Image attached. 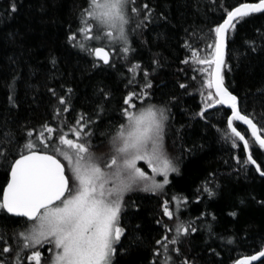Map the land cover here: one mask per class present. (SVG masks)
<instances>
[{
  "label": "trees",
  "instance_id": "trees-1",
  "mask_svg": "<svg viewBox=\"0 0 264 264\" xmlns=\"http://www.w3.org/2000/svg\"><path fill=\"white\" fill-rule=\"evenodd\" d=\"M255 1L137 0V6L147 3L154 9L152 20L144 21L145 28L136 29L142 17H135L128 25L129 45L134 51L124 58L122 53L119 57L111 53V63L105 65L80 46L84 35L77 29L87 0H0V132L10 129L18 145L31 139L36 149L43 150L37 137L45 124L75 139L70 129L83 115L94 122L85 130L95 133L92 142L98 145L93 149L96 153L106 148L116 128L126 123L123 100L131 92L139 93L144 103L134 100L137 108H129L130 112L148 105L169 110L163 148L178 173H169V184L155 192L130 191L125 195L122 224L126 234L117 247L131 246V250L126 255L117 254L115 264H161L169 256L177 264L183 258L192 264H232L238 257L264 247V204L259 203L264 201V178L254 165L241 167L233 159L237 156L244 161L246 153L242 142L238 141L239 148H232L236 138L227 127L229 109L222 105L208 109L207 121L197 115L205 106L208 91L202 87L204 76L199 71L206 65L196 63L197 57L192 55L194 51L199 57L207 55L200 51L205 48L203 34L222 21L221 4L233 8ZM12 3L18 8L15 13L10 10ZM73 33L75 44L68 39ZM246 40L255 42V52ZM185 60L188 63H182ZM225 62L224 84L238 97L240 110L251 114L258 126L264 124V14H253L237 25L226 47ZM135 64L140 68H133ZM145 72L152 85L146 90L147 96L141 93ZM9 83H14L15 106L8 101ZM49 89H54L55 95ZM101 89L108 94L107 99ZM59 97L67 103L61 105ZM65 107L69 111H63ZM234 126L251 142L245 125L234 121ZM30 130L33 135L27 137ZM5 150L11 155L0 157V197L8 181V166L21 148L0 147V151ZM59 158L66 164L63 157ZM253 158L264 167V150L258 145ZM158 181L162 184L163 177ZM209 181L212 196L204 191ZM165 201L172 219L164 215ZM178 208L180 222L185 226L190 223L197 231L179 236L180 243L169 244L166 251L156 240L176 235ZM230 212L237 215L233 217ZM19 219L0 213V225L7 226L9 241L17 227L14 221ZM165 226L172 231H166ZM48 247L41 249L42 254ZM173 248H179L181 255L177 256ZM14 254H6L7 264H12ZM251 264H264V257Z\"/></svg>",
  "mask_w": 264,
  "mask_h": 264
},
{
  "label": "snow or ice",
  "instance_id": "snow-or-ice-1",
  "mask_svg": "<svg viewBox=\"0 0 264 264\" xmlns=\"http://www.w3.org/2000/svg\"><path fill=\"white\" fill-rule=\"evenodd\" d=\"M220 7L223 9L222 22L203 34L205 48L200 51L207 55L199 57L196 51L192 53L197 57L196 63L206 65L199 71L204 76L202 87L208 91L205 106L197 115L207 121L208 109L216 105H226L231 110V115L227 117V127L236 138L232 142V148H239L238 141L243 142V151L246 153L244 161L237 156L233 159L241 167L254 165L255 171L264 178V167L253 158L257 145L259 150H264V124L258 126L251 114L242 113L238 97L225 87L222 74V67H228L224 55L230 37H234L237 25L246 18L256 13L264 14V0L241 3L233 8L224 4ZM10 10L12 13L18 11L15 3L11 4ZM153 15V8L147 3L137 6V0H87V5L81 9L77 33L84 35L89 41H96L99 46L89 48L83 43L80 46L103 64L110 65L111 53L105 50L106 47L115 48L119 44V52L123 54L121 58L127 56L134 51L129 45L127 26L135 17H142L136 29H143L147 26L144 21L150 22ZM161 19L166 18L161 16ZM68 39L75 44L76 33ZM245 44L251 51L257 50L254 41L246 40ZM51 62L55 64L56 61L52 59ZM182 63H188V60ZM96 66L94 61L93 67ZM133 68L139 69L140 65L135 64ZM133 68H129V71ZM228 70L231 71V68ZM147 75L145 72V83L141 88V93L145 96L149 95L146 90L152 87L147 81ZM180 87L186 88V85L181 84ZM7 88L9 104L15 106L12 94L14 83H9ZM49 91L55 95L54 89ZM101 92L103 93L102 89ZM103 94L107 99L108 94ZM201 95L204 93L201 92ZM134 100L144 103L141 95L136 92H131L124 98L123 103L127 107L122 109V113L126 123H121L111 136L109 147L112 155L103 163L102 156H97L93 150L98 147L92 142L95 133L85 130L94 122L91 118L86 120L83 115L70 129L75 139L68 138V133H64L62 129L42 125L43 131L37 137L39 144L43 145L42 151L36 150V142L31 139L26 140L24 145H18L15 134L10 129L0 132V147L11 145L21 148L18 158L13 157L8 166L10 179L3 187L0 197V213L7 214L9 219L20 218L14 221L17 227L12 230L11 241L6 238L7 226L0 225V242L3 245L0 247V257H4L0 259V264H7L6 254L12 252L15 253L11 257L12 264H45V260L47 264H115L117 254H128L131 246L117 247L121 245L122 237L126 234V228L122 224L126 208L125 193L136 190L142 184L144 187L139 190L155 192L169 184V173H178L175 162L163 148L169 110L166 107L148 105L147 108L141 107L130 112L129 108H137ZM59 103L65 105L67 101L64 97H59ZM59 111L56 110V115H59ZM63 111L67 112L69 109L65 107ZM234 121L247 125L251 142L234 127ZM26 135L32 137L33 132L30 130ZM9 155L11 153L6 150L0 151V157L7 159ZM59 157H63L66 164ZM138 160L147 163L152 176H147L137 167ZM156 175L163 176L162 184L156 181ZM148 181H151L150 186ZM210 183H206L204 191L212 196L214 192L208 186ZM259 203L264 204V201ZM178 213L179 208L175 217L176 235L171 239L163 237V243L162 240H156V244L166 251L169 244L180 243L179 236L188 234L189 230L197 231L190 223L187 226L181 223ZM164 215L169 219L173 218L167 201ZM229 215L235 217L237 213L230 212ZM165 228L166 231H172L167 226ZM136 239L139 241L138 237ZM45 245L49 246V257L42 254L41 249ZM172 251L177 256L181 255L179 248H173ZM258 256L264 257V251L259 252ZM258 256L239 259L234 264H251ZM168 260L172 258L167 257L161 264H167ZM172 264L177 262L172 260ZM179 264L192 262L183 258L179 260Z\"/></svg>",
  "mask_w": 264,
  "mask_h": 264
},
{
  "label": "rangeland",
  "instance_id": "rangeland-1",
  "mask_svg": "<svg viewBox=\"0 0 264 264\" xmlns=\"http://www.w3.org/2000/svg\"><path fill=\"white\" fill-rule=\"evenodd\" d=\"M127 31H128V26H127ZM93 42H96V41H94V40H93V41H89V40L84 36V39H83V44H84V45H87V47H89V48L98 45L97 43H93ZM105 43H107V42H105ZM98 46H99V45H98ZM106 49H107L110 53H114L117 57H119V55H120V54H119V53H120V52H119V44H117V46H116L115 48H113V47H108V48H106ZM143 108H147V107H143ZM110 139H111V138H109L108 141H107L108 145H107L106 148H104V149H102V150L96 152V155H97V156H102V161H101L102 163H103L104 161H107L108 159H110V157H111V155H112V152L110 151V147H109ZM107 143H106V144H107ZM101 145H104V144H101ZM99 146H100V145H99ZM65 162H66V161H65ZM136 163H137V167H143L142 164H145L146 166H148L147 163H145V161H143V160H138ZM147 169H149V170H146L145 167L141 168V170H143L147 176H152L153 174H152L151 169L148 168V167H147ZM105 171L107 172L108 170L106 169ZM160 177L162 178L163 176H161V175H156V176H155V179H156L157 182H159L158 180L160 179ZM109 178L111 179V177H109ZM147 183H148L149 186L151 185V181H148ZM142 187H144L143 184L139 186V188H142ZM139 188H137L136 190H133L132 192H134V193H139V191H141V190H139ZM126 194H128V193H125V195H126ZM126 208H127V205H126ZM126 208H125V209H126ZM48 248H49V247H48ZM48 248H46V251L43 253V256H44V257H49ZM45 264H47V260H45Z\"/></svg>",
  "mask_w": 264,
  "mask_h": 264
},
{
  "label": "water",
  "instance_id": "water-1",
  "mask_svg": "<svg viewBox=\"0 0 264 264\" xmlns=\"http://www.w3.org/2000/svg\"><path fill=\"white\" fill-rule=\"evenodd\" d=\"M256 2H258V1H255V2H244V3H256ZM237 6H239V5H237ZM106 51H108L107 49H105ZM225 51H226V49H225ZM224 59H225V55H224ZM225 87H227L226 85H225ZM228 88V87H227ZM229 90V89H228ZM214 91V90H213ZM230 91V90H229ZM231 92V91H230ZM234 94V93H233ZM235 95V94H234ZM223 107H225V108H227V109H229L226 105H222ZM230 110V109H229ZM231 111V110H230ZM230 115H231V113H230ZM236 122H240V123H242L243 124V122H241V121H236ZM243 125H245V124H243ZM246 127H247V125H245ZM235 127V126H234ZM248 128V127H247ZM238 130V129H237ZM249 130V129H248ZM249 132H250V130H249ZM251 134V133H250ZM243 143V142H242ZM36 150H38V151H41V150H39V149H36ZM26 154V153H25ZM18 158V157H17ZM10 171V170H9ZM10 179V176L8 177V180ZM8 182V181H7ZM7 182H6V184H7ZM6 184L4 185V187L6 186ZM261 251H264V247L262 248V249H260L259 251H256V252H254V253H252V254H249V255H242V256H240V257H238L235 261H237V260H239V259H243V258H246V257H251V256H253V255H257L258 256V254H259V252H261ZM262 257H260V256H258V259L257 260H255V261H251V263H254V262H257L258 260H260ZM234 261V262H235ZM234 262L232 263V264H234Z\"/></svg>",
  "mask_w": 264,
  "mask_h": 264
},
{
  "label": "bare ground",
  "instance_id": "bare-ground-1",
  "mask_svg": "<svg viewBox=\"0 0 264 264\" xmlns=\"http://www.w3.org/2000/svg\"><path fill=\"white\" fill-rule=\"evenodd\" d=\"M236 7V6H235ZM250 133V132H249ZM10 170V169H9ZM1 197H2V194H1Z\"/></svg>",
  "mask_w": 264,
  "mask_h": 264
}]
</instances>
